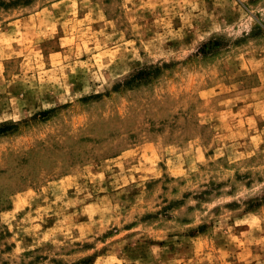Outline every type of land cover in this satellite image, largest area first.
Segmentation results:
<instances>
[{
	"label": "rangeland",
	"instance_id": "obj_1",
	"mask_svg": "<svg viewBox=\"0 0 264 264\" xmlns=\"http://www.w3.org/2000/svg\"><path fill=\"white\" fill-rule=\"evenodd\" d=\"M0 264H264V0H0Z\"/></svg>",
	"mask_w": 264,
	"mask_h": 264
}]
</instances>
